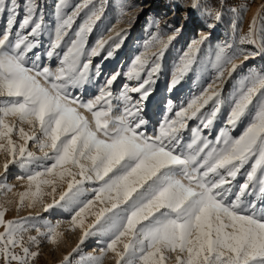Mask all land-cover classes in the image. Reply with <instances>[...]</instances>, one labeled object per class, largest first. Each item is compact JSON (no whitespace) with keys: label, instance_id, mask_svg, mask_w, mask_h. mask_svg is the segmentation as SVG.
<instances>
[{"label":"snow or ice","instance_id":"obj_1","mask_svg":"<svg viewBox=\"0 0 264 264\" xmlns=\"http://www.w3.org/2000/svg\"><path fill=\"white\" fill-rule=\"evenodd\" d=\"M104 13L105 0H56L50 19L41 0H0V155L6 173L10 164L23 170L19 208L70 212L79 244L99 238V255L87 264H103L109 253L116 264H264V68L244 73L236 63L264 55V27L258 51L218 47L214 74L183 102L169 99L149 130L144 102L175 35L157 32L122 71L101 79L93 59L115 58L128 36L115 27L127 14L122 5L90 44ZM206 40H193L178 56L169 92L196 78ZM240 41L257 45L255 21ZM118 79L124 82L114 89ZM94 82L96 91L81 98ZM12 191L6 178L0 182V194ZM6 212L0 205V264H31L38 236L55 244L63 235L59 221L6 220ZM32 230L37 236L26 235Z\"/></svg>","mask_w":264,"mask_h":264},{"label":"rangeland","instance_id":"obj_2","mask_svg":"<svg viewBox=\"0 0 264 264\" xmlns=\"http://www.w3.org/2000/svg\"><path fill=\"white\" fill-rule=\"evenodd\" d=\"M79 0H71V3H78ZM43 11L46 18H51L54 11L56 0H41ZM124 6L127 14L123 17L122 23H116V30H128V36L125 44L113 59L104 60L103 53L99 57L93 59L94 64H100L102 77L108 74L122 71L130 61L133 54L148 41L152 35L159 32L165 36L175 35L170 47L165 53L160 78L154 86L152 95L149 100L144 102V117L148 120V128L151 130L163 118L167 110V101L173 100V104L183 102L191 93L199 90L209 77H211L215 69L211 67V58L218 47L231 45L229 49H241L246 51H258V45L261 40V29L264 27V0H198V6L194 9L191 0H105V13L102 21L98 23V30H94L89 38V43L100 33L113 24L119 18L121 6ZM196 9L202 11V16L198 17ZM220 14L217 20L216 14ZM255 21L256 24V40L257 45L251 43H241L240 38L247 36L250 27ZM4 21L0 19V29L3 28ZM211 25V26H210ZM115 36V33H111ZM207 37L204 44L200 45L201 51L199 59L201 68L198 69L196 78L193 79L191 74L184 81L182 90L175 94L168 91L170 70L175 64L178 56L193 40H199L201 37ZM124 50V51H122ZM208 63V64H207ZM237 64L241 65L244 73L252 70H260L264 68V55H256L255 58L243 61L237 60ZM227 75V74H226ZM236 74H234L235 76ZM124 81L119 80L113 86L118 88ZM96 83L87 86V90H81V98L91 96L96 91ZM228 81L226 88L231 86ZM171 94V95H170ZM134 96L138 94H133ZM155 95V96H154ZM152 100L150 108L146 105ZM223 117L218 118L216 126L212 130V136L216 135L217 130L221 127ZM195 124V121L190 122ZM27 129V125L24 126ZM239 128L233 133L238 134ZM187 135V133H186ZM16 139L14 133L13 136ZM29 149L42 155L39 150L29 143ZM5 157L0 155V182L6 181L13 186L11 193L0 194V205L7 209L6 220H21L25 218H40L41 225L44 218L55 224L60 222L58 229L63 235L58 242L50 243L47 237L38 236L39 245L30 246L32 251H37L39 255L31 264H65V257L70 256L71 264H87L86 257L99 255L100 245L96 242L98 237H90L84 244H79L82 232L80 229L71 231L69 227V219L71 213L59 208H53L49 212L43 211V205L37 204L32 207L19 208V193L27 190V182L17 177L23 175V170L16 165L10 164L8 172L4 171ZM64 189H57L56 197ZM45 191H51L46 188ZM91 192L87 194L90 196ZM46 203H51L52 198L46 197ZM96 207H99L97 203ZM94 217L89 216L85 221V227L92 223ZM0 231H3L0 228ZM41 231H45L41 227ZM26 235L37 236L35 230L30 231ZM27 242V241H26ZM79 246V251H74ZM19 251V249H17ZM84 258L83 260L81 258ZM103 264H116L114 254L109 253Z\"/></svg>","mask_w":264,"mask_h":264},{"label":"bare ground","instance_id":"obj_3","mask_svg":"<svg viewBox=\"0 0 264 264\" xmlns=\"http://www.w3.org/2000/svg\"><path fill=\"white\" fill-rule=\"evenodd\" d=\"M191 1H192V4H193V0H191ZM191 7H192V6H191ZM195 11H196L198 17L202 16V11H201L200 9H196ZM122 51H124V50H122ZM207 64H208V63H207ZM210 64H211V63H210ZM183 86H184V81H183L180 85H178L176 89H173L170 93H171V94H175V93L178 92L179 90H182V89H183ZM171 94H170V95H171ZM154 96H155V95H154ZM148 100H149V99H148ZM151 103H152V100H151L150 102H148V104L146 105V108H147V109L150 108V104H151Z\"/></svg>","mask_w":264,"mask_h":264}]
</instances>
